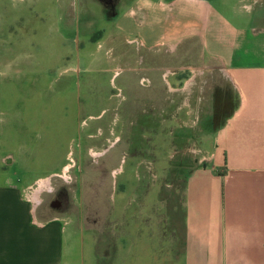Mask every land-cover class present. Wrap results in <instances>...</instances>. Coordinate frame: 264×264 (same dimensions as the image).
Segmentation results:
<instances>
[{
	"label": "rangeland",
	"instance_id": "374dc122",
	"mask_svg": "<svg viewBox=\"0 0 264 264\" xmlns=\"http://www.w3.org/2000/svg\"><path fill=\"white\" fill-rule=\"evenodd\" d=\"M126 2L0 0V183L29 182L33 201L60 219L56 260L94 259L90 223L110 236L118 159L154 170L198 164L224 113L214 63L180 70L168 56L163 78L149 81L145 56L114 37ZM85 215L97 219L91 234Z\"/></svg>",
	"mask_w": 264,
	"mask_h": 264
},
{
	"label": "crops",
	"instance_id": "0c3cea01",
	"mask_svg": "<svg viewBox=\"0 0 264 264\" xmlns=\"http://www.w3.org/2000/svg\"><path fill=\"white\" fill-rule=\"evenodd\" d=\"M123 6L114 37L145 56L151 83L163 78L168 56L181 61L180 70L219 68L216 103L224 113L206 156L170 170L118 159L111 170V233L90 223L97 231L90 261L83 251L80 261L56 260L65 246L60 219L33 201L29 182H1L0 264H264V0ZM129 64L137 73L135 59ZM95 220L81 218L90 234Z\"/></svg>",
	"mask_w": 264,
	"mask_h": 264
},
{
	"label": "flooded vegetation",
	"instance_id": "af4514ba",
	"mask_svg": "<svg viewBox=\"0 0 264 264\" xmlns=\"http://www.w3.org/2000/svg\"><path fill=\"white\" fill-rule=\"evenodd\" d=\"M52 204L57 207V205L59 204V201L58 200H54Z\"/></svg>",
	"mask_w": 264,
	"mask_h": 264
},
{
	"label": "bare ground",
	"instance_id": "6f19581e",
	"mask_svg": "<svg viewBox=\"0 0 264 264\" xmlns=\"http://www.w3.org/2000/svg\"><path fill=\"white\" fill-rule=\"evenodd\" d=\"M98 156V155H97ZM99 156H101L100 154H99Z\"/></svg>",
	"mask_w": 264,
	"mask_h": 264
}]
</instances>
